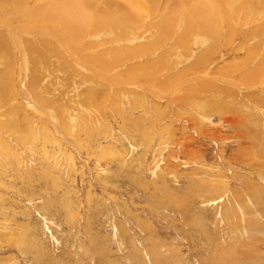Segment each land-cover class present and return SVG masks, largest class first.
<instances>
[{"label": "rangeland", "instance_id": "374dc122", "mask_svg": "<svg viewBox=\"0 0 264 264\" xmlns=\"http://www.w3.org/2000/svg\"><path fill=\"white\" fill-rule=\"evenodd\" d=\"M61 1L0 0V264H264V0Z\"/></svg>", "mask_w": 264, "mask_h": 264}, {"label": "bare ground", "instance_id": "6f19581e", "mask_svg": "<svg viewBox=\"0 0 264 264\" xmlns=\"http://www.w3.org/2000/svg\"><path fill=\"white\" fill-rule=\"evenodd\" d=\"M57 1V0H55ZM90 0H62L60 3V7L59 10H65L67 11L69 14L82 19L83 17V8H85V6L89 5L87 4ZM120 1V0H118ZM92 2V1H91ZM126 2V1H125ZM202 2V1H201ZM127 3V2H126ZM131 3V2H130ZM58 4V2H57ZM95 4V3H94ZM145 4V3H144ZM119 5V4H118ZM50 6V5H49ZM95 6V5H94ZM112 6V5H110ZM124 6V5H123ZM89 7V6H88ZM93 7V6H92ZM115 7V6H114ZM148 7V6H147ZM55 8V7H54ZM95 8V7H94ZM116 8V7H115ZM123 8V7H122ZM133 8V6H132ZM88 9V8H87ZM85 9V10H87ZM136 9V8H135ZM150 9V8H149ZM197 9V8H196ZM54 10V9H53ZM93 10V9H92ZM127 10V9H126ZM89 11V10H88ZM120 11V10H119ZM59 12V11H58ZM87 12V11H85ZM117 12V11H116ZM121 12V11H120ZM124 12V11H123ZM141 12V11H140ZM144 12V11H143ZM138 13V12H137ZM136 13V14H137ZM66 14V13H65ZM124 15V14H123ZM133 16V15H132ZM74 17V18H75ZM129 17V16H128ZM127 17V18H128ZM73 18V20H74ZM85 18V17H84ZM116 19V18H115ZM78 20V19H77ZM117 20V19H116ZM128 20V19H127ZM79 21V20H78ZM82 21V20H81ZM114 21V20H113ZM109 22V21H107ZM119 23V22H118ZM103 25V24H102ZM110 25V24H109ZM113 26V25H112ZM83 63V62H82ZM6 74V73H5ZM9 89V86L7 84V80H5L4 77L0 78V91L5 92L6 90ZM48 132V131H47ZM46 133V131H45ZM47 134V133H46ZM48 137V136H47ZM47 139V138H46ZM71 160V159H70Z\"/></svg>", "mask_w": 264, "mask_h": 264}]
</instances>
